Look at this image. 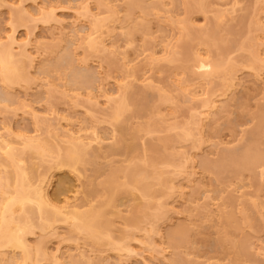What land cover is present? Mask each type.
Here are the masks:
<instances>
[{
	"label": "rangeland",
	"instance_id": "374dc122",
	"mask_svg": "<svg viewBox=\"0 0 264 264\" xmlns=\"http://www.w3.org/2000/svg\"><path fill=\"white\" fill-rule=\"evenodd\" d=\"M38 1L56 7L55 15L23 23L10 6H29L31 1L0 0L1 40L9 42L8 36L15 33L19 40L30 39L52 52L40 55L28 79L12 87L0 80V128L6 125L45 138L47 125L81 134L95 127L102 136L109 137L108 145L97 157L88 155L87 161L79 165V172L56 173L50 188L56 201L63 203L68 199L71 205L101 206L109 196L105 181L116 168L139 165L151 175L162 170L168 185L177 188L189 185L188 176L194 170L203 177L200 190L197 185L188 188L187 202L177 201L179 192L171 194L154 178L148 180L153 197H143L139 189L118 191L116 203L106 207V211L117 220L118 235H122L119 228L125 227L122 223L138 220L137 226L129 230L135 254L121 258L106 246H99L102 254L110 256L107 264H264L262 167L239 168L236 164L248 147L264 155V81L256 80V62L247 65L252 41L261 43L264 56V0H202L203 8L195 7L198 0H141L131 9L134 0H103L116 6L122 21L132 29L128 37L119 32L104 34L114 51L112 55L86 47L83 38L89 25L80 13L84 0ZM99 1L92 0L93 10L105 16L107 6L98 8ZM129 13L132 15L126 19ZM200 48L211 58L230 59L232 66L226 76L239 84L231 94L227 112L218 121L208 123L201 142L184 136L181 128L194 119V98L199 90L190 85L198 76L191 69V59ZM67 52L78 58L74 62L77 70H90L91 78L80 73L74 77L72 69L59 58ZM153 52L157 60L149 64L147 57ZM175 52H179L176 55L180 59H175ZM82 59L88 61L90 69L80 67ZM133 69H137L136 76H132ZM210 85L221 93L220 78L214 77ZM125 92L130 103L124 107L118 124L95 112L97 107L110 110L112 103H107L106 94L113 93L118 101ZM34 112L47 125L37 128ZM93 116L100 117V121ZM129 144L135 145L131 153L126 149ZM191 154H195V168L189 162L187 168L179 171L164 163L171 158L185 163ZM149 155L162 162L145 166ZM89 159L94 161L88 162ZM61 177L69 180L63 192L58 189ZM92 186L96 188L94 192H90ZM158 202L168 207L160 221L164 231L184 227L182 235L164 238L168 259L158 247V236L145 230L149 222L156 221ZM220 208L223 214L218 212ZM245 214L251 216V223L244 220ZM57 231L48 238L52 253L58 247L63 256L75 253L77 241L85 248L92 246L66 224H60ZM39 233L31 235L30 240L35 242ZM44 264L55 263L49 259Z\"/></svg>",
	"mask_w": 264,
	"mask_h": 264
},
{
	"label": "bare ground",
	"instance_id": "6f19581e",
	"mask_svg": "<svg viewBox=\"0 0 264 264\" xmlns=\"http://www.w3.org/2000/svg\"><path fill=\"white\" fill-rule=\"evenodd\" d=\"M30 1L29 6L24 3L10 6L13 14L23 23L47 20L55 15L56 7L45 5L38 0ZM140 1L134 0L129 9L138 6ZM161 2L163 1L161 0ZM106 3L101 0L97 5L98 8L104 4L107 6L108 13L105 16L93 10L92 0H84L80 13L89 25V31L83 38L86 47L105 55H112L114 51L107 45V38L104 37V34L111 35L119 32V35L128 37L132 34V29L122 21L116 6L111 7ZM195 7L203 8V1L198 0ZM131 15L132 13H129L126 19L130 18ZM115 16L116 18L113 19ZM178 22L182 25V20ZM8 39L9 42H5L0 38V80L7 87H12L29 78L30 70L36 67L40 55L52 52L42 49L38 43L30 39L26 41L19 40L15 33L9 35ZM251 45L253 47L250 49V60L247 61V65L256 62L258 65V69L255 71L256 80L264 81V56L260 51L261 43L256 40L252 41ZM178 53H174L176 60L180 59L176 55ZM59 58L62 64L65 63L72 69L74 77L78 76L76 73H80V76L86 79L92 77L90 70H86L85 73L77 70L74 62L78 61V58L73 57L69 52L60 55ZM147 60L149 64L156 61L155 53L149 54ZM191 61V69L198 76L197 81L190 85L197 87L199 92L196 93L197 95L194 98L196 104L193 109L194 119L190 125L185 124L181 128L184 136L196 138L201 142V135L208 123L218 121V117L227 112L231 94L234 93L239 84L234 78L226 76L230 66H232L230 59H225L223 56L211 58L203 53L200 48L193 53ZM81 62L80 67L90 69L88 61L82 59ZM183 65L188 64L183 62ZM136 73L137 69H133L132 76H136ZM214 77L220 78L221 93H217L219 88H210ZM131 84H133V81ZM51 91L49 90V92ZM106 101L112 103L110 110L97 107L95 112L118 124L123 117V109L126 105H129L130 99L127 97L126 92L122 94L118 101L113 93H108L106 94ZM114 102L115 104H113ZM32 117L37 128L42 124L47 125L40 114L34 112ZM93 117L95 121H100V117ZM108 140L109 137L102 136L95 127L90 132L81 134L77 130L68 128L59 130L50 128L47 125L45 138L15 131L6 125L0 128V264H44L49 259H52L55 264L110 263L109 254H102L98 248L99 246H106L107 250L117 253L121 258L130 257L135 254V250L129 230L131 226H137L138 220L129 219V221L122 223L125 227L119 228L122 235H118L115 227L117 220L110 218L106 211V207L114 206L116 203V193L118 191L121 189H139L143 197H153L148 182L150 178H154L158 183L165 185L171 194L179 192L177 201L187 202L188 188L194 185L199 186L200 190L203 177L199 176V172L196 170L188 176V186L180 185L177 188L175 185H168L167 180L163 177L162 170H156L151 175L146 168L135 165L133 168H116L111 171L105 181L109 196L101 206L93 207V205H90L85 207V203L71 205L68 199L63 203H58L55 197L50 194V188L56 173L61 171L79 172L78 167L82 162L87 161L86 157L88 155L97 157L102 147L108 145ZM51 141L56 143L53 144ZM126 149L131 153V151H134L135 145L129 144ZM154 150L158 151V148L154 147ZM93 161L94 159H89L88 162ZM158 162L162 161H158L156 156L149 155L145 158L144 165L155 166ZM189 162L192 167H196L195 154L187 156L185 163L174 158L164 163L173 165L180 171L187 168ZM221 163H224V161H221ZM236 164L239 168L262 167L261 172L264 177V155L255 148L248 147L240 156V160L236 161ZM207 165L208 160L203 161V166L206 167ZM121 175L123 180L120 179ZM68 184L67 177H61L58 181L59 191L63 192ZM95 190L96 188L92 186L90 192ZM158 208L156 221L149 222V228L145 230L149 234L152 233L158 236L160 239L158 247L163 257L168 259L164 238L182 235L184 227L179 225L171 231H164L160 221L168 211V207L163 202H158ZM218 212L223 214L221 208L218 209ZM116 214L119 213L116 212ZM228 215L231 216L232 214ZM244 220L251 223L252 219L251 216L245 214ZM60 224L68 225L72 232L82 236L92 246L85 248L77 241L74 244L75 253L63 256L59 252V247L52 253L48 247V238L52 234H58L57 229ZM38 232L40 233L36 241H31L29 237L38 234ZM152 240H154L153 237ZM67 257L70 260L65 262L63 259Z\"/></svg>",
	"mask_w": 264,
	"mask_h": 264
}]
</instances>
